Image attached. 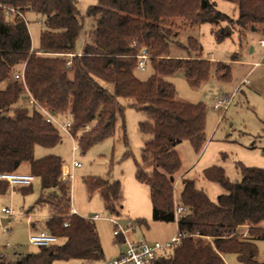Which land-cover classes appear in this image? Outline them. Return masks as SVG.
Here are the masks:
<instances>
[{
    "label": "trees",
    "instance_id": "trees-1",
    "mask_svg": "<svg viewBox=\"0 0 264 264\" xmlns=\"http://www.w3.org/2000/svg\"><path fill=\"white\" fill-rule=\"evenodd\" d=\"M0 1L24 14L33 13L41 25L39 46L33 48L28 24L20 16L7 17L0 6V84H4L0 87V173L19 171L28 163V172L42 185L37 204H48L52 212L47 229L64 240L40 247L14 264H52L73 258L92 262L104 257L95 222L70 214L71 185L62 176V157L35 158L37 145L53 147L61 141V129L45 121L41 110L27 101V90L56 117L71 119V134L83 152L114 134L127 105L146 113L139 130L148 138L141 161L136 162V178L149 186L152 219L177 221L178 232L184 234L170 256L160 257L155 264H227V253H235L244 264H264L258 260L256 243L264 240V168L239 163L242 178L235 181L219 166L205 168L202 177L221 184L225 192L213 201L195 179L182 178L176 199V176L182 166L176 145L189 140L200 150L206 141L207 113L202 101L178 100L174 84L166 79L183 71L191 86H199L212 68V61L201 54L172 55L173 43L185 47L177 41L179 28L225 23L212 29L218 41L252 26L264 32V0H230L238 7L236 19L219 10L216 0H99L85 14L77 0ZM86 18L91 27L80 53L76 47ZM189 43L201 52L197 39L190 37ZM143 48L150 55L147 66L154 69L147 79L136 73ZM229 71L224 62L215 65L219 78H227ZM18 72L24 73L25 82L14 78ZM85 183L90 194H101L110 214H121L119 180L88 177ZM9 187L0 180V193ZM176 206L184 210L176 214ZM137 222L148 226L144 219ZM242 226L247 228L246 236L239 233ZM116 241L124 238L118 236ZM0 264L10 263L1 259Z\"/></svg>",
    "mask_w": 264,
    "mask_h": 264
},
{
    "label": "rangeland",
    "instance_id": "rangeland-1",
    "mask_svg": "<svg viewBox=\"0 0 264 264\" xmlns=\"http://www.w3.org/2000/svg\"><path fill=\"white\" fill-rule=\"evenodd\" d=\"M83 14L90 5L99 0H77ZM219 10L236 19L239 15L238 7L230 0H216ZM28 29L32 38L33 48H38L41 25L33 13L25 14ZM225 23L214 26L201 23L179 28L177 41L185 47L171 45L174 57L186 58L190 55L202 57L212 61L209 77L199 86H191L185 78L184 72L179 71L166 79L176 88V98L180 101L206 104V141L200 150H196L189 140H183L176 145L182 159V166L177 173L175 182V196L179 200L181 179L193 178L197 187L204 190L215 201L225 192L221 184L202 177L203 169L219 166L224 169L231 180L242 178L239 163L251 167L264 168V47L259 44L264 39L263 30L247 28L235 30L230 36L218 41L213 28H221ZM91 20L86 18L83 34L88 33ZM198 40L202 46L199 53L197 47L191 46L189 38ZM81 40L76 49L83 46ZM191 48V49H190ZM224 62L230 68L227 78L215 75V65ZM154 71L152 67L146 70L138 69L137 75L147 79ZM1 83L0 87L3 88ZM224 97L232 98L227 109L214 108L215 102ZM26 101V100H25ZM127 104L126 101H124ZM147 118L144 111L126 106L124 115L119 116L116 129L112 136L100 141L83 152L78 138L60 130L61 141L53 147L37 145L35 158L45 155H59L67 164L72 175L64 178L71 185V209L95 222L104 257L100 260L88 262L83 259L55 260L52 264H106L118 256L124 248V243L116 242L113 220L122 226L135 225L129 237L134 241L148 240L167 241L176 235L177 225L171 222H160L152 219L153 205L150 199L149 186L136 178V162L141 161L142 147L148 136L139 130V123ZM125 124V130L122 128ZM126 134V135H125ZM131 151L130 155L126 152ZM80 162V166L73 168V160ZM28 163H24L19 171H28ZM88 177L108 178L110 181L119 180L122 192L119 199L121 214H110L99 192L90 194L85 179ZM42 190L41 181L36 177L28 187L10 186L6 193H0V213L2 207L10 209L11 216H0V260L14 264L24 255L37 252L40 247L30 243L32 233L46 230L47 218L52 214L46 204H36ZM32 208L30 213L28 209ZM101 216L95 218L94 216ZM10 217L11 221L3 225L1 218ZM139 219L149 224L137 225ZM64 240L61 239L60 243ZM260 258L264 260V247Z\"/></svg>",
    "mask_w": 264,
    "mask_h": 264
},
{
    "label": "built area",
    "instance_id": "built-area-1",
    "mask_svg": "<svg viewBox=\"0 0 264 264\" xmlns=\"http://www.w3.org/2000/svg\"><path fill=\"white\" fill-rule=\"evenodd\" d=\"M0 6L4 7L5 15H7V17L12 18L15 16H20L28 24L25 14L18 9L4 5L1 1ZM259 44L264 47L263 38L259 40ZM137 57L138 68L145 70L147 67V60L150 57L147 49L143 48ZM14 78L25 82V76L23 72L16 73ZM26 99L30 104H35L41 110L45 121L55 124L62 131L67 132L76 139V137L71 134V119L68 117H64L62 119L56 117L50 110L41 106L29 90H27ZM231 100L232 98L229 97L220 98L215 102L214 108L219 109L223 107L227 109L231 103ZM78 166H80V162L74 159L72 167L75 168ZM71 175L72 173L70 167L67 164H64L62 166V176L67 178ZM35 179L36 176L31 172L14 171L0 173V180L8 182L12 186H30L33 184ZM183 210L184 208L182 206H176V214H180ZM2 211L6 215L12 214L10 209L6 207H3ZM71 213H76V210L73 208ZM94 217L99 218L101 216L95 215ZM113 222L116 226L114 229V234L124 238V248H122L118 256L109 260L106 264H155V262L160 257L170 256L171 252L179 244L181 238L184 236V234L178 232L170 240L164 242L155 241L151 243L146 239L142 241H134L129 237V232L134 228L132 225L122 226L115 220H113ZM65 225H67V223H65ZM246 234L247 233H243L242 236H246ZM29 240L34 246L47 247L59 243L60 237L50 231L40 230L32 233L29 237Z\"/></svg>",
    "mask_w": 264,
    "mask_h": 264
},
{
    "label": "crops",
    "instance_id": "crops-1",
    "mask_svg": "<svg viewBox=\"0 0 264 264\" xmlns=\"http://www.w3.org/2000/svg\"><path fill=\"white\" fill-rule=\"evenodd\" d=\"M83 41L84 43H83V46L81 47L82 49H83V47H84V44L86 43V40H87V34L84 36V34L82 33L81 34V36H80V38H79V41H78V43L80 42V41ZM78 43H77V45H78ZM82 49L81 50H79V52L81 53L82 52ZM148 68V66L146 67V69ZM145 69V70H146ZM65 164V163H64ZM63 164V165H64ZM25 172H28V171H25ZM177 180H178V177L176 176V183H177ZM10 186H12V185H10ZM176 186V185H175ZM14 187H18V186H14ZM20 187V186H19ZM21 187H24V186H21ZM41 192H42V190H41ZM40 197V196H39ZM176 197V196H175ZM38 200V199H37ZM178 200V199H177ZM36 204H37V201H36ZM45 204V203H44ZM37 205H39V204H37ZM46 205H48V204H46ZM49 206V205H48ZM3 208V207H2ZM74 208V207H73ZM32 208L30 207V209H28V213H30V211H32L31 210ZM75 210H76V208H74ZM76 214H78L77 213V210H76ZM52 215V214H51ZM51 215L47 218V219H49L50 217H51ZM0 216H8V214L6 215L3 211H2V209H1V213H0ZM9 216H11V215H9ZM48 221V220H47ZM47 221H46V223H47ZM155 221V220H154ZM160 222H162V221H160ZM171 223H176V225H177V232H178V224H177V221H174V222H171ZM136 224L137 225H139L138 224V222H136ZM128 225H132L133 227L135 226V225H133V224H128ZM141 226V225H140ZM144 226V225H143ZM147 227H149V224H148V226ZM47 231H49L48 229H46ZM239 233L242 235L243 233H247V228H246V226H242V227H240L239 229ZM130 233V232H129ZM173 237V236H172ZM171 237V238H172ZM131 238V237H130ZM117 239V238H116ZM117 242V241H116ZM123 243H124V241H123ZM256 243H257V246H258V248H259V255H258V260H259V262H264V260H262L261 258H260V255H262L261 254V250H262V248L264 247V240H261V239H258V240H256ZM224 258H225V261H226V263L227 264H244L243 262H241L239 259H238V257H237V255L235 254V253H227V254H225L224 255Z\"/></svg>",
    "mask_w": 264,
    "mask_h": 264
},
{
    "label": "water",
    "instance_id": "water-1",
    "mask_svg": "<svg viewBox=\"0 0 264 264\" xmlns=\"http://www.w3.org/2000/svg\"><path fill=\"white\" fill-rule=\"evenodd\" d=\"M18 26H19L20 28H22V27H23V24H22V23H19ZM252 29L255 30V27L252 26ZM10 221H11V218H10V217H7V218H1V222H2L3 225L8 224Z\"/></svg>",
    "mask_w": 264,
    "mask_h": 264
}]
</instances>
